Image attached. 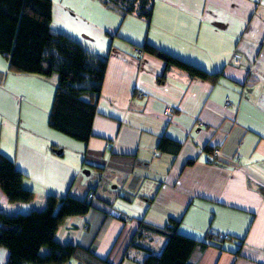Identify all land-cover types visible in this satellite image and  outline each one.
<instances>
[{"label": "crops", "instance_id": "obj_1", "mask_svg": "<svg viewBox=\"0 0 264 264\" xmlns=\"http://www.w3.org/2000/svg\"><path fill=\"white\" fill-rule=\"evenodd\" d=\"M51 27L48 76L12 73L0 55V155L34 194L9 203L0 189V213L92 193L91 210L67 218L56 241L107 264H139L141 251L125 257L139 225L174 221L179 235L204 244L190 264H264V0H154L149 21L123 20L99 0H52ZM144 44L216 76L166 70ZM66 69L71 89L99 91L87 142L48 125ZM143 244L159 255L166 239ZM8 256L0 248V264Z\"/></svg>", "mask_w": 264, "mask_h": 264}, {"label": "trees", "instance_id": "obj_2", "mask_svg": "<svg viewBox=\"0 0 264 264\" xmlns=\"http://www.w3.org/2000/svg\"><path fill=\"white\" fill-rule=\"evenodd\" d=\"M116 11L124 20L136 15L149 21L154 0H99ZM52 0H0V55L8 61L9 70L21 75L48 76L52 69L42 58L44 45L54 35ZM165 63V69L176 68L190 78L212 80L216 75L173 57L152 45L138 48ZM48 118L49 127L67 137L87 142L92 136V122L96 115L98 90H73L69 87L72 73L61 70ZM23 176L15 170L11 160L0 155V189L9 203H29L34 194L22 187ZM92 194V193H88ZM87 194V195H88ZM66 196H49L40 211L15 216L0 213V248L8 251L6 264H107L98 259L90 248L62 244L56 241L59 227L69 217L87 214L92 203ZM178 224L169 222L164 228L140 224L125 254L137 249L143 254L139 264H190L192 252L204 244L177 233ZM147 236H160L166 244L159 255L143 247ZM45 248L46 254L41 250Z\"/></svg>", "mask_w": 264, "mask_h": 264}, {"label": "built area", "instance_id": "obj_3", "mask_svg": "<svg viewBox=\"0 0 264 264\" xmlns=\"http://www.w3.org/2000/svg\"><path fill=\"white\" fill-rule=\"evenodd\" d=\"M136 53H140L139 51L136 50ZM239 57L238 56H235L234 57V60H233V64L234 65H238L239 64ZM226 101V104H228V101ZM168 112H170L169 110H166V112H164V114H167ZM155 155H157V152L154 153ZM212 155L214 157H217L219 155V150L218 149H214L213 152H212ZM87 198L89 200H93L94 199V195L93 194H88L87 195ZM109 216L114 218V219H118V220H122V221H129L130 220V217L127 216V215H124L122 214L121 212L115 210V209H111L109 211Z\"/></svg>", "mask_w": 264, "mask_h": 264}, {"label": "rangeland", "instance_id": "obj_4", "mask_svg": "<svg viewBox=\"0 0 264 264\" xmlns=\"http://www.w3.org/2000/svg\"><path fill=\"white\" fill-rule=\"evenodd\" d=\"M86 12H98L96 9H93V10H90V9H88ZM104 12H106V11H104ZM127 20L129 21V20H131V22H133V20H135V19H130V17H128L127 18ZM139 51V50H138ZM46 249L45 248H43L42 250H41V254L42 255H44V254H46Z\"/></svg>", "mask_w": 264, "mask_h": 264}]
</instances>
